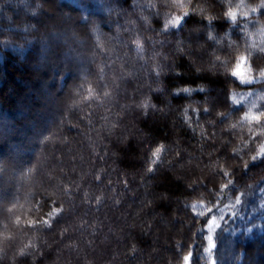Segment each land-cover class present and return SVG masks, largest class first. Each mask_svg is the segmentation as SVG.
Segmentation results:
<instances>
[{"label":"trees","instance_id":"1","mask_svg":"<svg viewBox=\"0 0 264 264\" xmlns=\"http://www.w3.org/2000/svg\"><path fill=\"white\" fill-rule=\"evenodd\" d=\"M9 1L0 264L263 262L264 0Z\"/></svg>","mask_w":264,"mask_h":264},{"label":"snow or ice","instance_id":"2","mask_svg":"<svg viewBox=\"0 0 264 264\" xmlns=\"http://www.w3.org/2000/svg\"><path fill=\"white\" fill-rule=\"evenodd\" d=\"M177 3H180L181 7H184V4L182 3V0H176ZM261 8H264V4H261L260 6ZM251 11L255 12L257 11L256 8L251 9ZM185 14H187V12H185ZM227 16L232 20L235 21L236 20V13L234 11H229L227 13ZM168 23L171 24L172 26H178L182 23V17L179 16H175L172 17L170 20H168ZM245 64H246V58L245 57H241L240 61L236 64L235 69L232 71V76L239 78L242 82H251V73H250V69H246L245 68ZM261 76H264V73H261ZM185 92H188L189 89H184ZM90 94H91V90H90ZM246 120L248 121H255L257 123L260 122H264V113H261L260 115H253L252 113H249L246 117ZM160 149L156 150L155 155H159ZM261 154L264 155V148L261 149ZM195 207V206H194ZM60 211V209H55L54 212L58 213ZM50 216L52 215V213L49 214ZM42 223H44L45 225L49 224V220L45 219ZM213 224H215V221H213ZM212 225H209V228L211 229ZM209 243L211 246V237H209ZM191 257L190 256H185L184 257V261L185 264H188V262L190 261Z\"/></svg>","mask_w":264,"mask_h":264},{"label":"clouds","instance_id":"3","mask_svg":"<svg viewBox=\"0 0 264 264\" xmlns=\"http://www.w3.org/2000/svg\"><path fill=\"white\" fill-rule=\"evenodd\" d=\"M261 4H264V3H261ZM261 4H260V5H257V7H260ZM252 9H253V8H252ZM250 10H251V9H250ZM184 15H188V13H187V14H184ZM260 33H261L262 36H264V26L261 27V29H260ZM261 50L264 51V49H261ZM233 70H234V69H228L230 75H232V71H233ZM261 73H264V69H261V70L259 71V73H258V78H259V79H264V76H261ZM247 83H248V82H247ZM250 83H251V82H250ZM190 87H191V86H185V89H188V88H190ZM260 99H264V96H261ZM206 111H207V109H206Z\"/></svg>","mask_w":264,"mask_h":264},{"label":"rangeland","instance_id":"4","mask_svg":"<svg viewBox=\"0 0 264 264\" xmlns=\"http://www.w3.org/2000/svg\"><path fill=\"white\" fill-rule=\"evenodd\" d=\"M9 2H11V0L9 1ZM203 46H201L200 48H202ZM186 50L187 51H189L190 49H189V46H187L186 47ZM32 89V88H31ZM32 93V90H30V92H27L26 93V95L23 97V101H25L26 99H28V98H30L29 97V95ZM29 94V95H28ZM29 100V99H28ZM44 105V104H43ZM131 107H133V106H131ZM45 108V107H44ZM43 109V108H42ZM40 114V113H39ZM40 115H42V114H40ZM9 130V129H8ZM197 175V177H198V174H196ZM177 220H179L178 218H177ZM164 244H167L166 242H164ZM264 262V261H263ZM263 262H260V264H264Z\"/></svg>","mask_w":264,"mask_h":264}]
</instances>
